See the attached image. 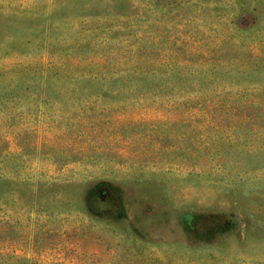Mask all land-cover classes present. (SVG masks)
I'll use <instances>...</instances> for the list:
<instances>
[{
    "label": "rangeland",
    "instance_id": "rangeland-1",
    "mask_svg": "<svg viewBox=\"0 0 264 264\" xmlns=\"http://www.w3.org/2000/svg\"><path fill=\"white\" fill-rule=\"evenodd\" d=\"M0 264H264V0H0Z\"/></svg>",
    "mask_w": 264,
    "mask_h": 264
}]
</instances>
